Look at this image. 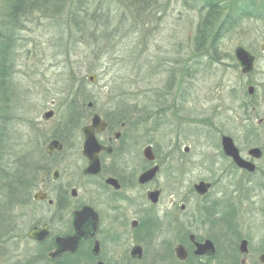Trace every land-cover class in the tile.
<instances>
[{
	"label": "rangeland",
	"instance_id": "374dc122",
	"mask_svg": "<svg viewBox=\"0 0 264 264\" xmlns=\"http://www.w3.org/2000/svg\"><path fill=\"white\" fill-rule=\"evenodd\" d=\"M210 1L219 2L221 11L207 19L211 36L201 42L199 28ZM246 2L73 0L65 7L69 16L37 13L25 20L10 58L15 91L6 121H0V174L8 180L22 170L34 183L47 158L45 148L62 131L72 106L74 119H81L79 129L89 122L90 101L104 113L118 104L139 105L150 118L137 129L142 135L136 129L129 134L139 139V148L152 144L163 162L157 209L172 206L174 187L185 185L172 180L171 170L189 172L192 185L199 179L214 182L208 198L193 195L190 206H218L219 200L225 218L233 208L231 232L250 237L249 262L259 263L264 251V0ZM1 6L0 0V12ZM238 46L255 55L250 73H243L236 59ZM92 74L95 81L89 80ZM249 85L255 87L252 95ZM49 111L53 115L47 118ZM222 135L231 136L244 156L251 147L261 148L256 174L234 168L223 153ZM53 158L66 159L80 178V138L65 140L64 151ZM4 184L0 180V205L5 203L10 225L0 230V264H48L41 245L27 233L49 215L19 197L9 202ZM128 238L132 244L134 237Z\"/></svg>",
	"mask_w": 264,
	"mask_h": 264
},
{
	"label": "flooded vegetation",
	"instance_id": "af4514ba",
	"mask_svg": "<svg viewBox=\"0 0 264 264\" xmlns=\"http://www.w3.org/2000/svg\"><path fill=\"white\" fill-rule=\"evenodd\" d=\"M122 106L123 104L115 105L104 113L94 110L95 103L90 101L89 122L81 124L74 135H68V141L77 137L81 140L83 164L78 169L80 178L71 173L66 159L58 161L53 158L55 154L64 151L65 140L52 138L60 140L63 148L52 154L45 150L47 158L35 172L34 188H37L30 204H37L49 215L41 225L31 227H48L49 233L42 241L31 239L41 245L47 263L241 264L245 258L247 264H251L250 237L240 238L239 232H231L230 222L235 214L233 208L230 216L225 218L224 208L218 207L219 200L218 206L208 202L198 207L190 206L193 195L201 201L206 200L214 182L199 179L192 185L189 172L174 175L175 170H171L172 180L185 185L179 183V187H174L171 192L172 206L157 209L163 189L156 182L163 162L152 144L139 148L136 135L129 134V131L136 129L137 134L142 135L137 129L145 123L143 119L150 118V115L139 105L128 104L126 108ZM95 114L101 116L106 126L96 132L101 146L97 155L99 164L94 161L93 171L86 172L90 160L83 152V129L92 124ZM149 146L152 150L147 156L145 150ZM185 151L188 152L189 148L186 147ZM247 155L246 158L256 164L253 172L240 168L232 158L227 157L237 171L253 176L258 171V160ZM178 165L182 166L180 163ZM152 169L153 177L142 180V176ZM65 175L67 178L64 179ZM81 181L86 185H80ZM187 182L189 186L186 185ZM201 182L210 184L206 193H200L196 188ZM38 192L46 196L37 199L35 195ZM154 192H158L157 201L152 196ZM83 210V215L79 217L78 212ZM77 223L81 224L83 231L79 240L74 239V235H77ZM55 224L57 229L53 227ZM130 235L134 237L132 244H128ZM243 239L248 240L246 254L240 251ZM136 246L141 248L140 255L133 254ZM56 252L59 253L54 255ZM263 252L258 256L259 263L252 264H264L260 261Z\"/></svg>",
	"mask_w": 264,
	"mask_h": 264
},
{
	"label": "trees",
	"instance_id": "16d2710c",
	"mask_svg": "<svg viewBox=\"0 0 264 264\" xmlns=\"http://www.w3.org/2000/svg\"><path fill=\"white\" fill-rule=\"evenodd\" d=\"M73 0H1V14H0V121H6V116L9 112L8 106L10 98L13 97L15 91V85L12 83V67L10 60H13V50L17 42V34L23 27L25 20L37 13L49 17H57L59 15L69 16L70 11L65 8L67 3ZM241 3H247L246 0H239ZM219 2L210 1L208 3L209 14L207 18H204L200 25L201 31V42L209 39L210 33L207 25H209V17L212 16L211 13L219 11ZM69 6V5H68ZM237 3L232 4V7H237ZM218 8V9H217ZM241 10L240 14H243V7H239ZM246 6H244V9ZM238 9V8H237ZM66 10V11H65ZM221 11V9H220ZM243 16V15H242ZM217 17V16H216ZM219 17V16H218ZM217 17V19H218ZM208 31V33H207ZM200 44V43H198ZM11 58V59H10ZM82 98H88V96L82 95ZM72 106V104H71ZM75 109L71 107L69 118L67 119L62 131L59 129L55 132L53 138H60L61 140L68 139L65 136L72 135L71 131L76 130L79 127V119H74L76 114H74ZM4 130V127L0 126V131ZM2 148V143L0 144V150ZM16 175L7 178L1 171L0 180L5 183L4 189L6 196L8 195V201L19 197L22 201L29 202L30 194L34 189V183L27 179L26 173L22 170L17 172ZM5 203L0 205V230H3L10 225V219L6 216L5 208H3Z\"/></svg>",
	"mask_w": 264,
	"mask_h": 264
},
{
	"label": "water",
	"instance_id": "95a60500",
	"mask_svg": "<svg viewBox=\"0 0 264 264\" xmlns=\"http://www.w3.org/2000/svg\"><path fill=\"white\" fill-rule=\"evenodd\" d=\"M264 48V46H263ZM235 56L236 59L238 60L239 65L241 66V70L243 73H250L254 69V64H255V55L250 52L248 49H246L243 46H238L235 49ZM90 81H95V76L91 75L89 77ZM248 93L250 95L255 93V87L253 85L248 86ZM53 115V111H49L46 113V117L50 118ZM106 126V123L102 121V118L100 115L95 114L92 118V124L87 125L84 127L83 131L85 134V142H84V149L83 152L84 154L89 158L90 164L86 169V172H92V167L94 166V161L98 162V152L101 148L97 138H96V132H100L103 130ZM221 145L222 149L225 153L226 156L230 157L233 159L236 165H238L240 168L246 169L249 172H253L256 169V164L252 162L251 160L245 158L241 152L239 147L236 145L234 139L231 136L228 135H223L221 138ZM63 148V144L60 140L58 139H52L46 146V151L48 154H52L54 151L61 150ZM151 147H147L145 150V154L148 156V153L151 151ZM248 155L259 159L262 156V150L260 147H251L248 150ZM154 175V169L151 171L145 173L142 176V180H147L152 178ZM210 186L209 183H204L201 182L199 183L196 188L200 193H206L208 190V187ZM46 195L38 192L36 193L35 197L37 199H41L45 197ZM152 196L155 201H157L158 198V192L152 193ZM83 211L78 212V216L81 217L83 215ZM76 229H77V235H74V239L79 240L82 235L83 231L81 230V224L77 223L76 224ZM48 227L47 225H44V227H39L35 226L31 228L28 232V237L31 239H34L36 241H42L47 235H48ZM57 241H60V238L57 239ZM60 251V250H59ZM240 251L242 254H246L248 252V240L243 239L240 244ZM59 252L54 253V255H57ZM133 254H141V248L139 246H136L133 250ZM260 261L264 263V252L260 255ZM241 264H247L246 259L243 258L241 261Z\"/></svg>",
	"mask_w": 264,
	"mask_h": 264
}]
</instances>
